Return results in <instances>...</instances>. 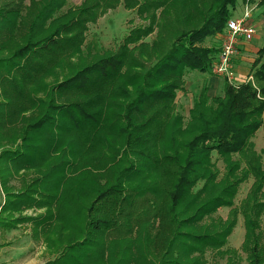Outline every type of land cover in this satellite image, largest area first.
Masks as SVG:
<instances>
[{
	"label": "trees",
	"instance_id": "obj_1",
	"mask_svg": "<svg viewBox=\"0 0 264 264\" xmlns=\"http://www.w3.org/2000/svg\"><path fill=\"white\" fill-rule=\"evenodd\" d=\"M21 1L0 6V53L16 47L0 58L3 93L19 91L12 72L20 68L26 74L20 61L54 53L51 67L62 66L60 53L85 59L89 47L82 48L80 31L86 6L56 14L66 0H50L22 14ZM249 1L264 15V0ZM238 3L169 0L151 42L142 40L154 30L150 25L133 29L118 52L70 66L72 74L46 98L31 99L43 107L42 117L23 128L19 149L4 151L0 159L30 167L32 152L45 145L55 158H73L58 180L77 179L80 187L51 188L53 170L45 173L32 183L35 191L0 203V229L31 223L32 236L52 256L44 264H208V252L226 264H241L239 250L227 245L242 214L246 264H264V148L258 152L254 141L264 128V45L247 80L224 79L221 96L203 86L187 118L175 112L186 73L212 72L220 48L206 42L223 33ZM66 91L74 100L56 103ZM11 104V98L0 103L7 115ZM33 132L43 146L32 142ZM251 177L247 196L234 206L241 184ZM32 206L44 210L33 217L11 215ZM222 207L231 208L227 218L213 220ZM133 229L140 232L135 238ZM125 239L130 246H116Z\"/></svg>",
	"mask_w": 264,
	"mask_h": 264
},
{
	"label": "rangeland",
	"instance_id": "obj_2",
	"mask_svg": "<svg viewBox=\"0 0 264 264\" xmlns=\"http://www.w3.org/2000/svg\"><path fill=\"white\" fill-rule=\"evenodd\" d=\"M17 1L19 0H0V6L6 5L5 7H11L12 3ZM49 1L50 0H22L21 2L23 5L21 6V13L26 14L29 12V9L31 10L33 7L31 6L33 3L34 5L36 4L35 7L37 10L39 8H43ZM168 5L169 0H66L65 4L61 6L62 8H60L56 14H69L78 7L86 6L87 8L86 12L88 13H83L81 15L82 17H80L81 20H84L82 24L83 28H80V31H82L85 38V43L82 48L86 47L85 45L87 43L89 45L84 52L85 59L75 56L74 54L69 56L66 54L68 52L65 51V53L59 54L60 58L63 59L62 66L51 67L52 64H50V57L54 55V53L32 55L28 59L20 61L24 64L23 68L27 69L26 74L23 73V70L20 68H17L14 72H12L16 83L19 85V91H17V88V90L14 89V91L12 90L3 93V89L0 88V103H7V98H11L12 100V104L10 105L12 110L10 109L8 115L6 105L0 107V115L3 117V121L0 124V157H2L4 151H10V148L11 150L19 149L18 146L21 142L20 138L22 136L23 128L28 123H32L39 119L40 116L42 117V114L44 113L43 107L35 106L34 103L30 102L31 99L37 101L38 99L46 98L48 90H51L53 85L56 83L58 84L59 80H61L64 76L72 74L73 70L69 71L70 66L72 67V65L75 64L77 69L85 64H92L104 56L112 55L113 53L118 52V48L120 45L125 43L124 40L126 36H128L133 29L150 25L154 28V30L142 40L143 42H151L156 35L157 22L161 20V15L163 11L168 8ZM237 7L238 8L235 12L237 15H241L244 3L239 0ZM260 14L261 10L258 7L255 14V20L260 18ZM47 21H49V19ZM223 33H218L216 37L209 39L206 42V45L209 47L213 46L221 48ZM260 35L259 39H257L258 36L255 37L254 39L257 40L252 41L250 45L247 46L249 50H246L244 48L245 46L239 47L238 56L234 61L236 68V83H240L248 79V74L239 73L237 71V67L243 64V66H246L248 71H250L251 65L256 57L257 50L264 43V23L262 24ZM14 49L12 51L10 50L5 53H0V58L11 56ZM71 51L72 50L69 52ZM45 68L49 69L45 70ZM135 70L141 71V69ZM96 76L98 77L99 75L96 74ZM185 79V88L178 91L175 98V112L182 114L185 118H187L192 107L193 99L200 93L202 87L206 86L208 88V93L215 96L217 93V83L220 81L223 83L224 78L217 75L213 71L211 73H203L197 70H191L186 73ZM71 96L72 94L70 95L69 91L62 93V95H57L55 99L57 101L56 103L71 102L74 100ZM35 134L36 133L33 132L31 136L35 137ZM254 141H256L255 144L257 151L261 152L264 148V128H260L258 130ZM32 142H35L36 145L43 146V141L40 137H35ZM45 149L46 146L44 145L43 149L33 151L31 154L33 158L31 159H33L34 164L26 168H20L23 166L17 160L13 161L14 164H12L8 157L6 159H0V203L2 205H4L6 201H10L13 198H17L18 200L19 196L22 195L21 193L26 194L33 190L35 191L36 188H33L32 186L35 179L38 177L39 179H42L41 177L44 176L45 173L52 170L53 176L52 179L49 180L48 184L51 188H59L58 190L60 191L61 188L66 185L71 187H80V182H76L77 179H69L68 181L72 183L67 181L68 184H65V181H62L61 183V181L58 180L61 174L67 172L66 166H70V161H72L73 158L71 156L55 158L52 156L53 154L50 155ZM68 151L69 149L65 150L66 153ZM46 157L47 160H44ZM47 161L48 163H46ZM53 164H55V166H52ZM218 166L222 169V162H219ZM53 167H55V169ZM68 174L70 176L72 171L70 170V173ZM252 182L253 179L251 177L248 181L241 184L242 186H240L234 206L240 207V201L247 196ZM35 195V197L39 196V194ZM43 196L41 195V198ZM79 196L83 203L86 202L85 192L84 194L80 193ZM17 200L15 202H17ZM230 209V207L220 208L217 214L213 215V220L216 221L221 218L226 219L229 215ZM43 210L44 209H39L37 206H32L30 208H22L20 211L15 212L16 214L11 215L16 217H33ZM243 216L244 215L242 214L237 216V224L228 238L229 245H227V247L230 246L238 249L241 256L240 263L246 264V256L241 250V246L243 245L245 239ZM210 221L211 219H207L206 223ZM31 228V223L22 222L16 229L11 231L0 229V264H44L46 260L52 258V256L45 251L42 242L34 239L35 237L32 236L33 233ZM261 228L264 232V213L261 218ZM137 233L140 232H137V229H133V238L136 237ZM125 241H127V239L118 242L116 246L122 248L123 246L129 245L128 243L125 244ZM135 247L136 245L134 248ZM134 248L131 249L132 254L134 256H139L138 251H135ZM207 258H209L208 264H213L214 262L226 264L225 259L216 258L212 252H208Z\"/></svg>",
	"mask_w": 264,
	"mask_h": 264
},
{
	"label": "built area",
	"instance_id": "obj_3",
	"mask_svg": "<svg viewBox=\"0 0 264 264\" xmlns=\"http://www.w3.org/2000/svg\"><path fill=\"white\" fill-rule=\"evenodd\" d=\"M255 8L256 6L247 0L242 15L229 19L222 35V45L212 71L231 84L235 83L234 61L240 45L251 42L258 35L259 27L252 20Z\"/></svg>",
	"mask_w": 264,
	"mask_h": 264
},
{
	"label": "crops",
	"instance_id": "obj_4",
	"mask_svg": "<svg viewBox=\"0 0 264 264\" xmlns=\"http://www.w3.org/2000/svg\"><path fill=\"white\" fill-rule=\"evenodd\" d=\"M246 2V1H245ZM245 2H243L244 3V5H245ZM251 4H253V5H255L256 6V8H255V10H254V15H253V23L256 25V26H258L259 27V31H258V38L257 39H259L260 38V30H261V27H262V24L264 23V15L262 14V8L261 7H259V5H258V3L257 2H255V3H251ZM258 7H259V9L261 10V14L259 15V17L260 18H258V20H255V14H256V10L258 9ZM235 14H233V17H240L241 15H237V13L236 12H234ZM243 13V12H242ZM232 17V18H233ZM256 36V37H257ZM257 39H253L252 41H256ZM251 41V42H252ZM251 42H248V43H244V44H242V45H240V47L241 46H245L244 48L246 49V50H249L248 49V45H250V43ZM264 45V43L260 46V48L262 47ZM260 48H258V50L260 49ZM257 50V51H258ZM254 62V61H253ZM238 69H237V71L239 72V73H243V74H248V77H249V74H250V71H248V69L246 68V66H243V64H241V65H239L238 67H237ZM236 69V68H235ZM247 70V71H246ZM245 72V73H244ZM222 86H223V83L220 81L219 83H217V93H216V95H220L221 96V92H222ZM218 90H220V91H218ZM45 248V247H44Z\"/></svg>",
	"mask_w": 264,
	"mask_h": 264
}]
</instances>
